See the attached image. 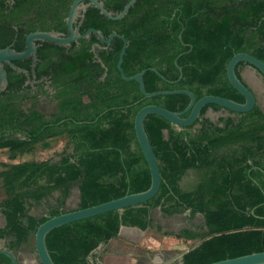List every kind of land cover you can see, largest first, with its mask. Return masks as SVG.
Returning a JSON list of instances; mask_svg holds the SVG:
<instances>
[{
    "label": "trees",
    "instance_id": "16d2710c",
    "mask_svg": "<svg viewBox=\"0 0 264 264\" xmlns=\"http://www.w3.org/2000/svg\"><path fill=\"white\" fill-rule=\"evenodd\" d=\"M102 1L117 13L127 0ZM36 2L41 0H16L11 21L40 11L33 10ZM88 13L87 24L105 37L117 32L127 39L121 66L126 75L145 69L146 91L187 88L196 99L215 94L243 102L228 80V60L243 51L264 61V0H136L120 19L107 18L96 7ZM8 15L0 8L3 19ZM121 46L122 40L113 37L107 50L98 51L103 66L95 59L91 68L77 63L54 78L58 102L51 118L17 108L12 95L0 98V148H8L12 157L50 135L65 133L71 147L57 160L6 164L0 171L6 193L1 202L6 224L0 236H13V247L48 217L67 211L63 206L74 185L79 188L77 208L149 187L150 171L136 139L134 116L149 103L180 111L190 98L185 93L145 97L138 82L123 79L116 67ZM80 53L81 60L91 55L88 45ZM241 64L247 63L238 61L235 71L242 79ZM209 107L225 109L207 103L201 119L178 129L155 113L144 118L161 171L159 190L143 203L49 230L45 243L55 264H90L88 255L116 236L121 225L149 227V210L157 205L165 213L189 209L203 215L206 230L196 233L202 240L183 253L181 264L264 250V112L258 104L243 113L226 109L236 116H221L219 124L204 117ZM196 122L199 129L188 131ZM189 168L200 171L201 179L186 191L179 180ZM55 189L59 195L45 215L27 213L30 203H39ZM0 264L11 260L0 254Z\"/></svg>",
    "mask_w": 264,
    "mask_h": 264
},
{
    "label": "water",
    "instance_id": "95a60500",
    "mask_svg": "<svg viewBox=\"0 0 264 264\" xmlns=\"http://www.w3.org/2000/svg\"><path fill=\"white\" fill-rule=\"evenodd\" d=\"M81 1L82 0H74L72 2L70 10L65 18L67 27L69 29V35L58 36L57 33L53 31L37 30L29 32L27 34V48L24 51H17L8 46L0 48V89L4 88L7 84L6 71L1 63L4 61H9L10 59L24 57L31 50L34 51L35 48L32 42L33 39H48L56 43H60L62 45H67L72 40L84 37L89 32H94L100 40L107 44L111 42L113 37H119L122 40V46L119 52L116 67L123 79L136 80L138 82L140 91L145 97H151L157 94L185 93L189 96L190 99L188 104L180 111H174L155 103L145 104L138 109L134 116V131L136 139L142 150V153L145 157L150 171L149 187L141 191L126 193L122 196L101 203L93 204L83 208H74L48 217L46 220H44L37 226L36 231L34 233L35 253L39 264H55L49 254L45 243V236L49 230L59 225L93 216L109 210L118 209L121 211L125 207L143 203L157 193L161 183V171L157 157L154 153L153 147L144 128V118L148 114H158L167 119L170 123L183 127L194 123L197 119H201V108L207 103H215L225 109H229L234 112H247L254 107L257 102V98L254 92L245 83V81L239 78L236 74V63L238 61L246 62L247 65L254 68L264 78V61L250 53L240 51L234 53L228 60L226 65V74L229 82L233 85V87L243 95V102H239L231 98L215 94H205L200 98L196 99L194 93L187 88L159 89L154 91H146L143 82V72L145 69H142L132 75H126L123 71L121 64L123 61V56L128 41L122 34L117 32H111L108 37H104L96 28H89L82 34L79 33L78 28L73 29L72 24L79 9V2ZM88 1L91 2L95 7H97L103 15L110 19L116 20L122 18L127 13L129 7H131L136 0H127L126 3L123 5L122 9L117 13H113L108 10L102 0ZM181 75L182 73L180 69V77ZM186 113L187 115H185ZM122 226L124 225H121L119 230ZM184 249L185 250L183 251V253L187 251V248ZM0 254L7 255L11 260V264H21L15 253L10 249L0 248ZM206 264H264V250L253 251L250 253L241 254L233 257H226L223 259L208 262Z\"/></svg>",
    "mask_w": 264,
    "mask_h": 264
},
{
    "label": "rangeland",
    "instance_id": "374dc122",
    "mask_svg": "<svg viewBox=\"0 0 264 264\" xmlns=\"http://www.w3.org/2000/svg\"><path fill=\"white\" fill-rule=\"evenodd\" d=\"M246 65L247 64L240 65L239 69L241 74H245L243 72ZM244 78L250 82V84L253 83L249 78L247 79L246 76H244ZM254 90H256V92L258 91L255 87ZM34 97L35 98L25 99L22 95H15L13 99L17 103V108L26 111L29 101L32 103L38 101V94H35ZM83 98L86 99L85 96ZM259 99V106L264 109V105L261 103V93L259 94ZM38 107L48 116L50 112L55 110V100H46L41 97ZM226 115L236 116L234 112L230 113L226 109L214 110L209 107L204 117H207L215 123L222 124V121H218V118ZM174 127L176 129L179 128L177 125ZM199 127L200 123L196 122L191 127L187 128V130L195 132ZM15 135L20 136L19 133ZM65 151H71L70 143L65 133L39 140L33 145L30 151L17 152L13 157L10 155L8 148H3L6 157L10 159V161L14 160L17 162L31 160L41 161L46 159L54 161ZM1 156L2 155H0V157ZM0 164L7 167L6 164L12 163L0 161ZM199 173L200 171L197 169L193 170V176L195 178L199 176ZM58 195L59 191L56 189L53 190L44 200L41 199L39 203L29 207V211L36 217L45 215L48 212V208L55 204ZM78 202L79 188L77 185H74L65 200L63 208L64 210L77 208ZM149 212L151 217V225L149 227L140 229L136 226L124 225L128 228L126 232L120 229L116 236L104 243H100L88 255L90 264H181L184 248L189 250L202 240L201 235L196 233H202L206 230L203 215L198 212L191 214L189 209H183L174 213H165L161 210L159 205L151 207ZM183 231H186V233ZM27 237L26 241L19 243L14 248L16 250L28 249L27 251L35 253L34 233H29Z\"/></svg>",
    "mask_w": 264,
    "mask_h": 264
},
{
    "label": "flooded vegetation",
    "instance_id": "af4514ba",
    "mask_svg": "<svg viewBox=\"0 0 264 264\" xmlns=\"http://www.w3.org/2000/svg\"><path fill=\"white\" fill-rule=\"evenodd\" d=\"M73 1L74 0H41V2L33 3V5H35L33 10L40 11L24 13L22 20L11 21V14L9 12L12 11L16 0H3L0 8H2L3 13L9 15L6 19L0 16V48L8 46L17 51H24L27 48V34L37 30L53 31L57 33L58 36L69 35V29L65 18ZM90 7L95 6L88 0L79 2V9L72 26L73 29L78 28L80 34L84 33L89 28H95L87 24L86 21L89 19L88 9ZM42 9H46L47 11ZM62 13L65 14L63 17H61ZM61 21H63V23H61ZM32 42L35 48L34 51L31 50L24 57L10 59L9 61L1 63L6 71L7 84L4 88L0 89V98L6 99L9 95H12L10 99L14 101L13 97L15 95H22L25 99H31L37 97H34V95L38 94V101L34 103L29 101L28 109L25 112L34 109L47 118H51L57 111L58 99L56 95L58 89L54 84V78L57 76L59 77L69 65H76L77 67V63L81 65L84 64L86 67L91 68L92 62L95 59L100 63L99 67L103 66V62L98 56V51L107 50L111 43L107 44L103 42L94 32H89L84 37L72 40L67 45H62L48 39H33ZM84 45H88V51L91 52V55H86L84 60H81V53L79 55L77 54L82 51ZM72 70L79 71L76 68ZM98 73L99 71L97 74ZM103 75L104 73H102V76ZM41 97L46 100H55V110L50 112L48 116L38 107ZM53 136L55 135H50L43 139Z\"/></svg>",
    "mask_w": 264,
    "mask_h": 264
},
{
    "label": "crops",
    "instance_id": "0c3cea01",
    "mask_svg": "<svg viewBox=\"0 0 264 264\" xmlns=\"http://www.w3.org/2000/svg\"><path fill=\"white\" fill-rule=\"evenodd\" d=\"M245 74H241L242 79L245 81V83L249 86V88L254 92V94L256 95L257 98V102L256 104H259V94L261 93L262 95V101L261 103L264 105V78L251 66L246 65L244 67V72ZM244 76H246V78L250 79L251 83L248 82ZM254 87L258 89V91L256 92V90H254ZM259 93V94H258ZM261 107V106H259ZM262 109V107H261ZM262 111L264 112V109H262ZM4 154V155H3ZM0 155H2L0 157V161L1 162H8V163H17V161H10V159H8L5 155V153L3 152V148H0ZM6 167L2 166L0 164V171L4 170ZM193 170H195V168H189L186 170V172L184 173V175L181 177V179L179 180V185L181 187V189L186 190V191H190L192 189H194L196 187V185L199 183L200 179H201V174L199 173L198 177H194L193 176ZM6 193L5 190L3 188V183H2V178L0 177V228L4 227L6 224V218L5 215L2 212V207H1V202L2 200L5 198ZM42 200H44V198H42ZM32 205H34V203H30V205L27 206V213L32 214L29 211V207H32ZM127 227H123L121 230L125 231L127 230ZM13 241H14V237L10 236L8 234H4L3 236H0V248H7L12 250L15 255L17 256L19 262L21 264H38V259L36 258V253L27 251L28 249L25 250H21L18 249L16 250L13 247ZM35 242V241H34ZM26 247V246H24Z\"/></svg>",
    "mask_w": 264,
    "mask_h": 264
},
{
    "label": "bare ground",
    "instance_id": "6f19581e",
    "mask_svg": "<svg viewBox=\"0 0 264 264\" xmlns=\"http://www.w3.org/2000/svg\"><path fill=\"white\" fill-rule=\"evenodd\" d=\"M123 227H125V226H123ZM123 227H122V228H123ZM122 228H121V229H122Z\"/></svg>",
    "mask_w": 264,
    "mask_h": 264
}]
</instances>
